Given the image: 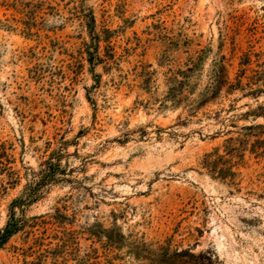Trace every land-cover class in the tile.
I'll list each match as a JSON object with an SVG mask.
<instances>
[{
	"label": "rangeland",
	"instance_id": "rangeland-1",
	"mask_svg": "<svg viewBox=\"0 0 264 264\" xmlns=\"http://www.w3.org/2000/svg\"><path fill=\"white\" fill-rule=\"evenodd\" d=\"M11 219L0 264H264V0H0Z\"/></svg>",
	"mask_w": 264,
	"mask_h": 264
},
{
	"label": "trees",
	"instance_id": "trees-1",
	"mask_svg": "<svg viewBox=\"0 0 264 264\" xmlns=\"http://www.w3.org/2000/svg\"><path fill=\"white\" fill-rule=\"evenodd\" d=\"M227 86V88L229 90L234 89V85H231L228 83L227 81V77H226V71L223 65L219 66V70L214 73V77H213V82L210 85V95L212 96L213 94L217 93V91L221 90L222 87ZM209 91V90H208ZM207 94L204 96H202L201 100L199 101V106H201L202 102H205V99ZM45 169H43L42 171H40L39 175V179L37 181H33L32 185H30L29 187V194L28 196H31L32 192H34L37 188H40V186L48 183V182H52L54 181V169L57 167V165L54 163L53 160H47L45 162ZM220 172V174H222L223 176V169H219L218 173ZM28 201L31 202L33 199L32 197H28ZM16 203V202H15ZM16 229V225L15 222L13 221V219H11L10 223L7 222V224L4 226V228L0 229V247L5 243L7 237H9Z\"/></svg>",
	"mask_w": 264,
	"mask_h": 264
}]
</instances>
